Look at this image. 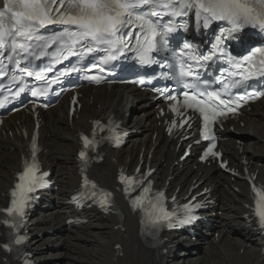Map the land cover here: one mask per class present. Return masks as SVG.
I'll list each match as a JSON object with an SVG mask.
<instances>
[{"label": "bare ground", "instance_id": "obj_1", "mask_svg": "<svg viewBox=\"0 0 264 264\" xmlns=\"http://www.w3.org/2000/svg\"><path fill=\"white\" fill-rule=\"evenodd\" d=\"M84 93L82 110L77 119H69V99L54 107L44 118L42 143L47 151L43 154V160L55 171L61 189L56 195L53 209L43 211L45 219L41 233L44 234L32 244L37 260L51 256L52 259L47 264H264V255L261 254L263 241L242 219L246 212L243 203L247 202V191L243 184L234 183L228 176L221 175L215 166L195 170L193 162H189L183 164V167L172 168L174 153L167 148L160 129L156 127L158 122L155 120L153 106L148 107L146 102L131 106L132 113L136 115L132 122L141 127L144 134L135 137L127 148L113 153L121 165H126L128 161L136 163L143 149L148 154L153 147V131L158 132L157 142L160 147L153 151L151 157L159 167L156 181L165 183V179L171 176L174 191L179 187L186 188L194 179L198 182L205 181V187L212 186L215 189L213 195L220 200L219 211H222V215L214 217V228L209 232L217 230L218 238L200 237L190 249L179 247L169 256L159 257L156 251L143 243L139 237L137 219L129 213L124 212L123 223L87 213L84 214L89 218L87 225H67L70 218V208L66 205L67 194L78 183L75 158L80 140L79 132L89 127V120L95 119L99 114L111 112L123 117L132 105L130 98L136 94L134 89L126 91L117 86L100 87L96 90L85 88ZM242 119L246 125L243 131L251 136L248 142L240 146L231 138L223 142L222 147L232 162L245 157L259 176L264 177V99ZM15 120L23 123L22 116L10 117L8 125L11 126L12 137H7L0 147V204L4 203V196L13 181V173L19 169L21 155L25 154L26 140L19 135L16 129L19 125ZM236 129H240L237 124ZM117 171L118 167L107 160L95 168L94 176L100 184L115 187ZM119 224L121 228L115 229ZM2 235L0 229V245L3 242ZM250 242L253 247L248 249L245 244ZM49 244L54 246L53 250H45ZM118 244L124 248L123 257L117 256L115 251ZM0 264H5L1 247Z\"/></svg>", "mask_w": 264, "mask_h": 264}, {"label": "snow or ice", "instance_id": "obj_2", "mask_svg": "<svg viewBox=\"0 0 264 264\" xmlns=\"http://www.w3.org/2000/svg\"><path fill=\"white\" fill-rule=\"evenodd\" d=\"M145 8L146 10H142ZM193 10L197 21L202 22L204 28H207L213 21H223L230 25L229 28L225 29L229 36L240 33L245 28H251L264 34V0H7L5 9L0 11V50L4 49L9 42H12L15 47L23 48L24 44L15 43L17 37L31 39L33 33L40 27L48 24H62L75 28V31L67 32L71 40V44L67 49L68 56L77 55L71 45L86 41L87 44L84 45L86 53L91 54L102 51L104 55L101 57V61L103 64H108L117 59L124 49L129 48L132 38L126 39L124 30L128 29L131 32L133 29H139L134 37L135 45L131 50L135 52V58L140 64L150 65L154 62L152 54L166 47L169 42L167 37L177 30V25L172 22L171 18L186 16ZM164 14L170 17L167 23H161ZM219 40L220 37H217V42L212 45L213 51L210 54L193 57L195 63L200 64L201 61L211 60L213 55H216ZM183 47L190 49L192 45L185 43ZM220 54L224 55L223 52ZM68 56H64V59H67ZM228 59L234 62L235 67L238 69L245 68L244 62H247L248 68L246 69L245 79L253 75L252 69L259 75L264 76V46L250 47L248 54L239 61L235 57H228ZM99 70L102 72L104 69ZM23 71L27 72V69H23ZM27 74L32 75L31 72H27ZM182 74L195 75L192 71V65L189 64L188 71ZM41 78L39 75L36 76L38 80ZM85 78L97 84L102 79L98 75ZM139 82L144 83L143 80ZM241 84L242 81H237L233 86H240ZM184 87L190 88L192 85L185 84ZM23 91L24 89L20 88L16 95ZM44 94H46V90L32 91L33 96ZM203 95V93L189 95L185 91L183 92V104L188 108L198 109L202 114L204 139H209L211 124L216 117L225 115L224 111H218L216 102L218 101L219 105L225 107L229 102L221 99L216 93H208L207 100L198 98V96ZM255 95L261 96L264 95V92H256ZM168 98L176 100L175 96H169ZM240 99H244V97H240ZM0 106H2V103H0ZM227 110L229 112L235 111L230 107ZM172 111L176 112L178 110L173 106ZM94 138L95 132H93V140H89L87 136H82L85 148L94 143ZM113 139L117 143L119 142L118 135H114ZM32 148V162H24V170L19 174L18 182L10 193V206L0 210L9 217L19 218L16 223H10L7 219L3 221L10 228H16L23 223L29 193L43 185L42 176L37 175L39 168L35 160V143H33ZM214 148L215 144L208 149L205 156L208 154L219 155L213 152ZM85 155L86 153L82 151L80 153L81 159H84ZM134 180L135 178L122 176V181L129 185ZM84 182L87 186L89 183L87 177L84 178ZM139 183H143V181H139ZM92 187L95 188V184ZM252 190L254 193V214L258 218L259 227L264 229V189L253 184ZM149 191L150 182L148 186L143 188L144 195L132 200L134 209L143 208L145 196ZM92 195L95 196L96 193L93 192ZM163 200L164 194L161 192L156 195L155 203L150 201L154 212L149 213V215L153 217V224L159 225L162 222H167V227L172 228L174 225L169 221L174 214L163 206ZM106 205L107 200L100 202V206L105 210H107ZM184 207L188 213H191L192 208L189 205ZM195 219V216L189 214L179 223L187 224ZM23 242V236H18L14 240L17 245ZM4 247L8 251L12 250L7 244Z\"/></svg>", "mask_w": 264, "mask_h": 264}]
</instances>
